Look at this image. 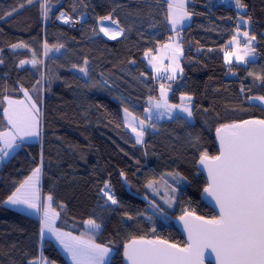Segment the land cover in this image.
<instances>
[{"label": "trees", "instance_id": "16d2710c", "mask_svg": "<svg viewBox=\"0 0 264 264\" xmlns=\"http://www.w3.org/2000/svg\"><path fill=\"white\" fill-rule=\"evenodd\" d=\"M185 1L191 23L177 32L181 74L168 101L177 105L191 97L192 122L144 118L159 90L145 58L173 35L166 1L0 0V113L6 98L25 92L40 110V140L19 142L0 162V264H37L39 255L68 264L51 241L41 242L38 218L5 205L37 168L42 203L51 196L58 215L56 228L81 235L86 221L94 220L100 231L90 235L114 250L108 264H124L122 246L132 239L185 245L146 200L171 219L185 211L216 218L200 200L206 183L196 164L204 152L217 155L213 135L221 125L264 119V108L254 102L264 97V0H241L243 14L215 0ZM102 17L115 21L119 39L99 35ZM242 18L249 22L256 59L226 70L224 53L235 33L244 31ZM73 19L83 20L77 30ZM125 109L146 125L141 144L125 127ZM7 129L0 119V133ZM105 183L115 206L103 196ZM166 199L172 210L162 204Z\"/></svg>", "mask_w": 264, "mask_h": 264}, {"label": "snow or ice", "instance_id": "6c2138e0", "mask_svg": "<svg viewBox=\"0 0 264 264\" xmlns=\"http://www.w3.org/2000/svg\"><path fill=\"white\" fill-rule=\"evenodd\" d=\"M31 2L32 0H29V3ZM236 4L238 7H243L241 0H236ZM172 7L169 4V8ZM180 7L182 8V5ZM187 15L186 12L181 15L170 13L171 23L175 26ZM107 19L109 17L101 18L102 21ZM101 31L109 35L106 28L101 27ZM244 35L248 34L244 33ZM232 42L238 43L235 36ZM12 47H24V45H12ZM233 55H235L233 52L226 53V60ZM237 59L240 57L237 56ZM20 63L23 65L29 61L22 60ZM31 63L35 64L37 61L33 60ZM80 71L86 70L81 68ZM163 88L164 86L161 85L162 96H164ZM25 95H28L27 92ZM184 99L186 98L181 97L182 101ZM187 99L190 100L191 97ZM255 99L264 101V97ZM23 104V101H9V108L12 111L6 109L5 115L17 133L36 136L39 134L36 118L39 110L34 103L31 107L26 106L23 112L13 108V105ZM160 106L158 103L157 107ZM164 106L167 107L166 99ZM183 111L189 116L192 115L187 106ZM133 131L136 129L134 128ZM216 132L220 142L219 155L209 157L208 153L204 152L199 163L208 170L209 183L203 192L214 199L219 207V216L206 220L185 211L179 219L184 221L185 229L188 231L190 243L187 247L178 248L175 244L163 240H133L124 248V256L129 264H202L203 251L207 248H211L216 253L218 264H264V119L224 124L217 128ZM142 136V131L137 132V143L141 142ZM7 146L11 147V144ZM39 172V168L35 169L32 176L8 197L6 203L22 204L29 209L42 211L41 234L43 235L45 228L55 232L57 240L69 253L73 264H108L110 253L108 247L96 243L91 238L84 239L83 233L81 236H73L71 233H60L52 228L57 215L51 205L52 197H47V204H41L38 189L30 186L24 190L33 177L38 178ZM152 183L150 181L147 186L152 187ZM108 188L109 185L105 183L101 191L112 204H117L114 195L110 191H105ZM165 203L171 206V201L166 200ZM154 207L158 209V206L154 205ZM186 217H192L199 223H191ZM86 224L93 232L100 228V225L91 219L86 221ZM30 264L36 262L30 261Z\"/></svg>", "mask_w": 264, "mask_h": 264}, {"label": "crops", "instance_id": "0c3cea01", "mask_svg": "<svg viewBox=\"0 0 264 264\" xmlns=\"http://www.w3.org/2000/svg\"><path fill=\"white\" fill-rule=\"evenodd\" d=\"M164 1H166V0H164ZM172 1H173L174 4L172 5L173 7L171 9L169 8V5L167 4V26H168V30L173 35H172L171 39H169L166 43H164L163 45H161V46H159L157 48L155 54L149 55V56H147L145 58V62H146L147 68L149 69V71L151 72L152 76L155 79H157L159 81V77L160 76L167 75V77H168L167 82H164V83L159 82V86H161L162 84L164 86V90L163 91H164V97L165 98H167V96L169 95L172 84L179 78V76H180L179 74H181L180 62H181V58H182V49H181V46L178 44V41H177L178 40L177 39V36H178L177 32L180 29H182L184 27H187L191 23V17L190 16L189 17L185 16L182 20H180V22L175 24V26L171 23L170 13L175 14V15H181V12L179 11L180 7L177 5V4L180 3V1L179 0H175V2H174V0H172ZM218 2L233 8L234 10L238 11L241 14H243L245 12L241 7L237 6L236 0H220ZM109 21H110V19L100 21L98 23V26H99L100 23H106V22H109ZM111 23L114 25L113 22H111ZM249 26H250L249 22H248V25H241L240 24V27L244 28V31H237L235 33V37L237 38L238 43L232 42V40H231L229 42V44L227 45L225 53H224V58H223L225 66H231L233 64L246 65L248 62L253 61V60L256 59V54L254 53V50L252 48V44L250 45V43H249V41H251V40L248 37V35L247 36L244 35V33L248 32ZM165 45H170V47H165ZM228 52H233V53H235V55L231 56L229 59L226 60L225 54L228 53ZM245 53H247V55H245ZM237 56H239L240 59H237ZM250 57H254L255 59L250 60L249 59ZM157 98H158V96H157ZM9 101H23L24 102L23 105H13V108L18 110V111H20V112H23L24 108L26 106L27 107H31V105L33 103L29 99V97L26 96L25 94H23L19 99L6 98L4 100V110L0 113V119H4L7 122L9 129H7L4 132L0 133V137H6L7 139L8 138L12 139V137H13L12 135L16 134L17 131H16V129L11 127L12 125L9 124L8 118L5 115V110L6 109H8L9 111H12V109L9 108ZM149 105H148V108H149ZM257 105L264 108V105L261 104V103H259ZM36 108L39 110L38 107H36ZM158 114H159V117L162 116V112H157L155 114H153L151 112L150 113V116H151L150 119H146L145 116H144V118H145V120H149V122H157V121H155L156 119H154V116L157 117ZM176 117H179V116H176ZM180 118H182V117H180ZM37 119H38V121L40 119V110H39V113L37 115ZM172 120L173 119L165 120V121H172ZM142 141H143V139H142ZM142 141L140 143H137V142L136 143L137 144H141ZM19 144H20L19 141L16 142V140H13L11 149L13 147V150L15 151L18 148ZM1 150H2V148H0V151ZM10 154H12V153H9L8 158H9ZM0 162H2L1 161V157H0ZM37 185L39 187L40 178L38 180V184ZM105 191H110V189L109 188L105 189ZM110 193H111V191H110ZM39 196H40V200L42 201L41 192L40 191H39ZM103 196H104V194H103ZM104 198L106 199V201L110 205L115 206V204H112L111 201L108 200L106 196H104ZM14 210H16V209H14ZM17 211H19V210H17ZM19 212H21L23 214H26V215H29V216H33V217L38 218L39 221H40V238H41V242L44 241V240L51 241L54 244V246L57 248V250L61 253V255L65 258L67 263L68 264H73L71 256L69 255L68 252H66L64 250L63 246L57 240L55 232L50 231L48 228H45L44 232H43V235L41 234V218H42L43 214L39 215L37 210L33 209V211H32V209H29L26 205H22V209H20ZM57 220H58V215H56V217H55V219H54V221L52 223V228L58 230L60 233H67L65 231H62V230H59V229L56 228ZM83 229L85 231L84 232V234H85L84 235V239H89V238L93 239L92 235H90V234H95V233L100 231V228H99L98 230H95L93 232L91 227L89 225H87L86 223L84 224ZM73 236H81V235H73ZM111 256H112V251L110 250V253H109V256H108V263L110 261V257ZM37 264H53V263L48 262L44 257H42V255H39Z\"/></svg>", "mask_w": 264, "mask_h": 264}, {"label": "rangeland", "instance_id": "374dc122", "mask_svg": "<svg viewBox=\"0 0 264 264\" xmlns=\"http://www.w3.org/2000/svg\"><path fill=\"white\" fill-rule=\"evenodd\" d=\"M166 1H167L166 3L168 5L169 4H171V5L174 4L172 0H166ZM179 1H180V3L177 4V5L179 7H180V5H182V8L181 7L179 8L180 9L179 11L181 12V14L184 13V12L188 13L187 12V9H186V7H187L186 1L185 0H179ZM215 1L218 3V1H220V0H215ZM174 2H175V0H174ZM187 16L189 17L190 15L188 14ZM59 22L65 23L66 22V19L64 20L63 17H60ZM240 24L241 25H248V20L245 19V18H242V19H240ZM101 27L106 28L108 30V32H109V35H105L104 32L101 31ZM98 28H99L98 29L99 35L102 38H104L106 40H109V41L117 40L122 35V31L118 27H116L115 25H113L110 21L109 22H106V23H100L99 26H98ZM249 43H250V45L251 44L253 45V43L251 41H249ZM249 59L252 60V59H255V58L254 57H250ZM81 75H84V72H81ZM163 90H164V88H163ZM161 91H162L161 90V86H159L158 98L149 101V104H150L149 105V108L150 109L147 108L146 111L144 112L145 118L146 119H150L151 118V116H150V113L151 112L153 114H155L157 112H162V116L159 117V114L157 115V117L154 116V119H156L155 121L171 120V119H175L176 116H179V117H182L183 119L187 120L188 122H192V120H193L192 115L189 116L187 112L183 111V108L186 107V106L191 110L190 100H188L186 96H183L186 99H184L182 101L181 98H180V103L177 104V105H175V104H172V103H170L168 101V96L169 95L167 96V98H165L164 96L161 95ZM165 99L167 100V107L164 106ZM254 102L256 104L261 103V104L264 105V101H260L258 99L255 100ZM158 103L161 105L160 107H157V104ZM122 114H123V120H124V123H125V127L130 132V134L132 135V137L135 140V142H137V132H141L142 131L143 132V136H144V130L146 128V125L144 124V122L141 119H138V118H135V117L131 116L129 113L125 112V110H123V113ZM141 122H143V123H141ZM134 128L136 129V131H133ZM38 129H39V134L36 135V136H24L22 134L16 133V134L12 135L13 136L12 139H9V138L7 139L6 137H0V143L2 144V150L0 151L1 161L2 162H6L7 159H8L9 152L12 153L11 152L12 151L11 150V147H8L7 145L10 143L11 146H12L13 140H16V142L19 141L21 143H24V142L37 143L40 140L39 121H38ZM143 136L141 138V141L143 139ZM14 153L15 152H13V154ZM13 154H11V156ZM11 156H9V157H11ZM39 178H40V172L38 173V178L37 177H33V180L30 181L29 186H26V189H24V190H27L28 187H30V186H34L36 189H38V192H39L40 191V185H39V187L37 185ZM164 188H166L165 185H164ZM24 190H22V191H24ZM153 195L155 196L156 199L161 200L160 196H158L159 195V192L153 193ZM166 200H162L161 201L162 204L168 210H172L173 207H174V204L171 202V206H169V204L165 203ZM40 202L42 204V201L41 200H40ZM47 203H48L47 198H45L43 204H47ZM5 205L8 206V207H10V208L19 210V211H20V209H22V204L21 205H11L9 203H6ZM32 211H33V209H32ZM38 213H39V215H42L43 214L42 211H39ZM106 247H108L112 251V255H113V253H114L113 248H111L109 246H106ZM111 257H110V259H111Z\"/></svg>", "mask_w": 264, "mask_h": 264}, {"label": "water", "instance_id": "95a60500", "mask_svg": "<svg viewBox=\"0 0 264 264\" xmlns=\"http://www.w3.org/2000/svg\"><path fill=\"white\" fill-rule=\"evenodd\" d=\"M249 120H255V119H249ZM213 136H214L215 144H216V147H217V155H219L220 142H219V139L217 137V132L216 131L214 132ZM199 161H200V159L198 160V162L196 164V169L203 176V178L205 180V183H206V186H207L208 183H209L208 170L202 164H200ZM200 200L206 207H208L214 213V215L216 217L219 216V207H218V205H216V203H215V201H214V199L212 197H210L206 193L202 192V194L200 196ZM146 204L148 206L152 207L156 212L160 213L162 216H164L165 218H167L168 220H170L172 222L173 227L178 232V234L181 236V238H182V240H183V242L185 244L183 247H179V246H177V247L178 248L187 247V245L190 243V241H189V238H188V231L185 229V226H184V221H181L179 218H177V219L169 218L167 215H165L159 209L154 207L155 204H153L152 202H149V201L146 200ZM186 219H188L191 223H199L197 221H194V219L192 217H186ZM133 240H140V239H132L129 242H127L126 244L130 245ZM146 240H160V239H156L155 238V239H146ZM126 244H124L122 246L121 257H122V260H123L124 264H129V262L126 260V258L124 256V248H125ZM169 244H171V243H169ZM202 264H218L216 253L213 252L211 248H207V249H205L203 251Z\"/></svg>", "mask_w": 264, "mask_h": 264}, {"label": "built area", "instance_id": "2783aa9c", "mask_svg": "<svg viewBox=\"0 0 264 264\" xmlns=\"http://www.w3.org/2000/svg\"><path fill=\"white\" fill-rule=\"evenodd\" d=\"M81 22H82V20H75V19H73V20L71 21V27H72L73 29L77 30V29L80 27ZM253 47H254V45H253ZM225 69L228 70L229 67L226 66ZM167 80H168L167 75H162V76L159 77V81H160V82H166Z\"/></svg>", "mask_w": 264, "mask_h": 264}, {"label": "bare ground", "instance_id": "6f19581e", "mask_svg": "<svg viewBox=\"0 0 264 264\" xmlns=\"http://www.w3.org/2000/svg\"><path fill=\"white\" fill-rule=\"evenodd\" d=\"M82 22H83V20H82ZM70 25H71V22H70Z\"/></svg>", "mask_w": 264, "mask_h": 264}]
</instances>
